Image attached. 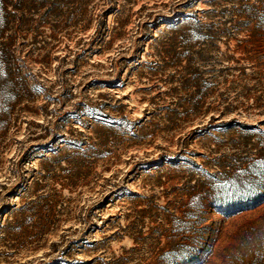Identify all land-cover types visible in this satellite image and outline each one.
<instances>
[{"label":"rangeland","instance_id":"374dc122","mask_svg":"<svg viewBox=\"0 0 264 264\" xmlns=\"http://www.w3.org/2000/svg\"><path fill=\"white\" fill-rule=\"evenodd\" d=\"M0 264H264V0H0Z\"/></svg>","mask_w":264,"mask_h":264},{"label":"trees","instance_id":"16d2710c","mask_svg":"<svg viewBox=\"0 0 264 264\" xmlns=\"http://www.w3.org/2000/svg\"><path fill=\"white\" fill-rule=\"evenodd\" d=\"M111 9H114V8H111L109 7L107 10H106V16L112 12H114V10H111Z\"/></svg>","mask_w":264,"mask_h":264}]
</instances>
